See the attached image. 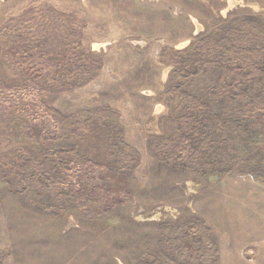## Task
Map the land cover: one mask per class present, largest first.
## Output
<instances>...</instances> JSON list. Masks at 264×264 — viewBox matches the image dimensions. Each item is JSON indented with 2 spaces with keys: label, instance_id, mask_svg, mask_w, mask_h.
I'll list each match as a JSON object with an SVG mask.
<instances>
[{
  "label": "rangeland",
  "instance_id": "374dc122",
  "mask_svg": "<svg viewBox=\"0 0 264 264\" xmlns=\"http://www.w3.org/2000/svg\"><path fill=\"white\" fill-rule=\"evenodd\" d=\"M0 264H264V0H0Z\"/></svg>",
  "mask_w": 264,
  "mask_h": 264
}]
</instances>
